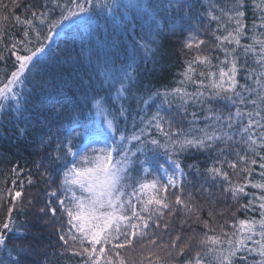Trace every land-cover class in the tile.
Wrapping results in <instances>:
<instances>
[{
	"label": "snow or ice",
	"instance_id": "1",
	"mask_svg": "<svg viewBox=\"0 0 264 264\" xmlns=\"http://www.w3.org/2000/svg\"><path fill=\"white\" fill-rule=\"evenodd\" d=\"M12 6L15 9L23 8L25 15L22 18L13 12L11 16H0V32L7 35L5 25L10 20L22 30L21 39L8 41L10 47L5 45L14 62L10 74L6 73L0 79V117L11 116L17 140L27 138L34 130H40L37 143L43 156L36 164V170L49 189L57 185L61 170L66 169L63 183L47 192L49 199L39 209L37 222L39 224L49 214L53 217L57 213L61 217L67 216L68 229L65 231L61 228L62 234L58 239L65 250L71 253L69 259L79 257L78 264H145V261L153 264V256L157 255L156 250L159 249L166 252L176 264H208L205 259L208 255L212 257L211 264H264V182L256 184L248 180L245 184L234 186L231 180L232 174L240 172L250 177L253 171L251 166H256L259 161L260 179L264 181V2L252 4L253 21L250 26L246 23L248 0H230V6L219 9L220 15L214 14L215 9L208 13L209 20L217 24V32L223 26L221 34L213 33L216 40L214 47L223 53V59L216 57L218 63L213 65L211 57L201 58L198 55L186 61V64L189 73L196 72L194 64L207 66V73L201 71L199 75L210 80L208 88L211 91L200 90L204 86V79L197 82L183 73L185 79L180 81V87L154 93L157 97L163 96L165 102L170 103V96L178 99V108L183 110L185 116L188 115L189 107H199L205 113L203 121L194 111L191 113L189 130L185 132L178 128L173 132L171 122L167 130L164 128L163 117L158 109L151 119L143 117L141 123L144 127L139 128V134L131 136L132 140L138 142L135 152L122 148L127 137L121 131V121L130 114L125 102L130 104L135 101L138 105L150 108L148 101L151 96L145 100L143 96L137 95L142 91L139 66L135 64L134 57L131 63L120 61L122 43L119 39L113 40L107 48L102 45L99 51L90 50L88 71L68 75L64 67L68 61L53 59L38 79H30V76L32 69L45 59L47 51L37 21L48 28L44 40H52L53 32L65 23L71 25L78 20L90 21L88 14L96 8L115 14L119 7L135 8L138 12L147 11V7L140 0H127L122 5H118L116 0H112L111 4L107 0L103 3L101 0H66L63 5L59 0H44L40 5L42 11L35 10L36 5L22 3V0H13ZM4 7L7 10V6ZM152 7L153 10L159 9L157 15L173 14L169 16L173 32L176 29L190 32L184 40L185 48L191 50L195 47L199 51L206 44L205 40L198 38V29L190 23L197 15L192 11L193 5H187L186 10L183 0H157ZM57 9H60L58 19L54 18ZM78 14H83L87 19L82 20ZM185 20L189 21L187 29L183 27ZM153 23L156 21L153 20ZM33 32L35 46H31ZM158 35L159 31L152 34L150 40L144 37H141L143 42L133 40L132 45L136 51L144 49L146 55L150 53L156 57L160 53L155 38ZM245 39L250 42L242 43ZM150 45L156 47L151 48ZM5 59L0 53V60ZM213 68L218 69V72L213 71ZM186 80L199 84L196 91L189 93L183 87ZM24 84L31 87L24 89L21 87ZM113 99L120 103H113ZM218 100L225 101L228 109L226 113L212 107ZM105 105L109 108H105ZM84 107L94 109L97 115L110 116L111 119L106 120V126L103 123L97 126L95 121L88 125L85 123L87 118L82 114ZM65 113L70 124L87 132L90 144L101 139L107 141L116 134H119V140L113 139L112 145L92 149L94 156H85L78 166L75 160H68L70 155L78 154L73 152L72 138L77 128H68L63 133L57 129L53 134L51 126L62 120ZM201 123L203 127L199 126ZM153 125L155 131L163 136V141L152 135ZM160 149L171 159L175 169L166 181L152 176V170L145 167L150 164L149 153L154 155ZM97 152L100 155H95ZM190 152L209 154L211 163L205 161L202 173L206 186L200 187L199 196L208 201L210 208L222 196H231L240 210H258L260 219H240L239 235L236 232L229 234L224 230L227 222L213 224L217 215L214 210L208 212L207 219L201 217L198 207L195 213L192 212L189 207L192 194L185 196L183 183L180 184L179 194L171 193L175 196L173 205L169 200L168 189L176 187V173L183 177L180 158ZM114 153L120 159H114ZM140 156L144 159H140ZM137 161L138 167L147 175L134 179L129 173ZM188 167L197 173L201 171L195 162ZM12 171L16 176L23 175V170L18 166ZM12 183L17 181L13 180ZM27 183H33L31 172ZM249 184L261 192L258 209L253 204L256 196L247 203H239L240 199L248 195L246 187ZM23 189L21 182L20 190L10 196L11 206L4 207L0 218V264H31L27 257L35 253L39 243L37 238L40 231L29 234V226L17 224L12 215L14 211L22 210ZM180 205L189 211L191 223L187 224V228L182 224L180 231L175 232L173 225L163 220V217L174 215L173 207ZM21 227L24 228L23 233H19ZM232 227L236 228V225ZM150 229H162L169 239L164 242L159 231L150 233ZM217 229L220 235L215 234ZM188 232L192 235H187ZM145 238L148 244L143 246L141 257H130L129 251L134 250L135 245ZM197 243L201 251H194ZM143 253L151 255L145 256Z\"/></svg>",
	"mask_w": 264,
	"mask_h": 264
},
{
	"label": "trees",
	"instance_id": "2",
	"mask_svg": "<svg viewBox=\"0 0 264 264\" xmlns=\"http://www.w3.org/2000/svg\"><path fill=\"white\" fill-rule=\"evenodd\" d=\"M61 5L66 3V0H59ZM104 0H101L103 3ZM109 4L112 3V0H107ZM143 6L147 7V11L138 12L135 8L125 9L119 7L115 14L108 12L107 10L101 11L99 8L91 11L88 16L91 17L90 21L81 22L75 21L71 25L65 23L61 28L53 32L52 40H44V35H47L48 28L46 25L41 26L39 21L36 22L37 26L41 28L43 35L41 40L47 46V51L45 54V59L40 61L35 68L32 69V76L30 79H38L39 74L47 68L53 61V59L60 61H68L64 65L66 68V74L75 75L78 72L88 71V60L90 50H100V47L103 45L105 48L111 45L113 40L119 39L122 43L120 50V61L125 63H131L132 58H135V64L138 65V71L141 76L142 82V91L137 93L138 96H143L145 100H149L150 108H146L143 104H137L133 101L130 104L125 102V106L129 108V115L126 120L121 121V131L127 137L124 141L122 148L124 150L131 149L132 152H135L137 141L132 140L131 136L139 134V128L144 127V124L141 123L143 117L151 119V117L156 114L159 109V114L163 117V126L167 130L169 127V122L172 124V131L175 132L178 128H182L187 132L189 130V121L191 120V113L197 112L201 121L205 113L201 112L199 107H189L187 109L188 115L185 116L182 109L178 108V99L169 97V102H165L163 96L157 97L154 95L155 92L159 91L163 93L166 90H171L176 87H180V81L184 80L185 77L183 73H187L192 77V80L199 81L204 79L200 77L199 73L204 71L207 73L209 70L204 64H194L193 67L196 68L195 73H189L186 61L194 59L196 56L211 57L212 64L216 65L218 61L215 59L219 57L223 59V53L217 51L214 47L216 44L215 33L219 35L223 32V26L220 28V31L217 32L216 22H211L208 17V13L213 12L215 9L216 15H220L219 9L221 7L230 6V0H183L185 9L187 10V5H193L192 11L196 12V18L191 20L192 26L196 27L199 31V39L206 41V44L201 47L198 51L195 47L189 50L185 48L184 40L190 34L189 31H181L176 29L174 32L171 29L172 21L169 20V16H172V13L157 15L159 9L153 10V5L157 3V0H140ZM249 7L247 10V19L246 23L251 25L253 21V9L252 4L255 3L260 5L264 0H248ZM24 4H33L36 5L38 11H42L40 5L44 3V0H22ZM118 5L127 3V0H116ZM13 0H0V16H11L13 12L17 15H21L22 18L25 15L24 9L13 8ZM7 6V10L5 7ZM60 9H57L54 13V18H59ZM67 14V12H65ZM81 16L82 20L87 18L83 14H78ZM183 15V13H180ZM175 19V16H173ZM153 20L156 23H153ZM199 21V24L197 23ZM223 21L221 24L223 25ZM189 21L185 20L183 22V27L187 29ZM6 33L0 32V53L4 55L5 60H0V79L4 78L6 73L10 74V71L13 70L12 65L14 58L10 56L8 48L5 47L8 44V41L19 40L22 38V30L19 25L14 24L11 20L5 25ZM159 31V35L156 36L157 44L160 46V53L156 57H152L150 53L146 55V50L140 49L136 51L132 45V41H141V37H144L145 40H150L151 35ZM226 34V33H225ZM251 35V32L249 33ZM35 33H32V45L35 46L36 41L34 39ZM143 42V41H141ZM250 40H242V43H249ZM151 48H155L156 45H150ZM95 58L93 57V60ZM118 61V62H120ZM95 66V65H93ZM213 71L218 69L213 68ZM192 80H186L183 87L189 92L196 91L199 84H193ZM210 83L209 79H204V86L200 90L208 89V92L211 91L208 88ZM243 83V80H241ZM26 89L31 87L29 84H24L21 86ZM151 90V91H149ZM206 92V95L208 94ZM113 97H115V89L112 90ZM10 103V102H5ZM113 103L117 105L120 103L113 99ZM109 108L108 105L104 106ZM212 107L217 110H222L227 112V107L225 101L218 100L212 104ZM141 109H145L141 111ZM10 111V109H9ZM234 111V109H233ZM139 113V114H138ZM82 114L87 119L85 123L91 125L95 121L97 126H101L102 123L106 126V120L111 119L110 116H100L97 115L94 109H89L84 107L82 109ZM13 123L11 116L4 115L0 117V218L3 215V209L6 206H11L9 204L10 196H14L15 191L20 190V183L23 182V207L21 211H14L12 213L13 217L16 219L17 224L28 225L29 234L37 230L40 231V236L37 238L39 243L36 245L35 253L29 254L27 259L31 264H78L79 257H72L69 251H66L62 246V243L59 241L58 236L61 233L60 229L64 228L66 231L68 229L67 216L61 217L59 213L53 217L49 214L44 220L37 222V217L39 216V209L44 207V202L49 199L47 192L50 190H55L57 185L62 184L64 180L63 172L66 169H62L60 173V179L57 181V185H52V188L49 189L44 182V179L41 178L36 170V164H38L43 156V153L38 148V137L40 130H34L31 134L21 140H17L13 128ZM145 123L147 121L145 120ZM61 125H63L61 127ZM53 134L56 133L57 129L61 133L65 132L68 128H77V132L72 133L73 138V152L78 153L86 139L88 138L87 132L84 129L79 128L75 124H70L68 120L67 113L64 114L62 120L56 121L51 125ZM203 127V123L199 125ZM152 135L163 141V136L155 131V126L152 128ZM111 142L113 139L119 140V134H116L115 137H111ZM78 155V154H77ZM77 155L68 157L69 161L75 160L78 166L81 164L80 159H77ZM209 154L190 152L185 153L180 158L181 166L184 171L183 185L185 196L188 193L192 194V200L189 202V207L192 209V212L197 211V207L200 209L199 214L202 218H208L209 211H215L217 215L213 219L214 225L225 224L227 222V227L224 229L229 234L236 232L239 235V220L247 219L259 220V211L254 209H249L247 212L242 211L237 206V202L231 198V196H222L219 202L214 205L212 208L209 207L208 201L200 198L199 190L202 185H205V176L202 175L203 169L205 166V161L209 164L211 160L208 159ZM150 164L145 165L149 167L152 176H158L160 178L159 170L160 166L167 163L168 160H171L165 153L163 149H160L156 154L152 155L149 153ZM174 158V157H173ZM114 159H120V156L115 154ZM140 159H144L143 156H140ZM197 163L200 168V173H197L195 169H190L188 167L191 163ZM138 161L133 170L130 171L134 179H139L147 174L143 172L141 168L138 167ZM258 163L256 166H251L253 171L250 177H247L244 173H234L231 175V180L234 186H239L241 184L247 183L248 180H251L252 183H262L260 179V169L258 168ZM19 167L23 170V175L16 176L13 174L12 169ZM43 171V169H41ZM231 172V170H229ZM31 172L33 176V183L29 185L27 183V177ZM151 178V177H149ZM16 180L17 183L13 184L12 181ZM206 186V185H205ZM77 194H79L78 186L76 187ZM218 191V189H216ZM169 200L173 203L175 201V196L171 193L179 194L180 186L175 188H169ZM247 196L240 199L239 203H247L248 200H252L253 196H256L257 199L253 200V204L256 205L258 209L259 200L261 192L259 189L252 188L249 184L246 187ZM135 203V201H134ZM55 206V205H53ZM221 212L224 215H219ZM174 215H165L163 220L168 221L173 225L175 232H179L181 225L183 224L187 228V224L191 223L190 213L186 210L183 205L173 207ZM235 224L236 228H233L232 225ZM34 225V226H33ZM159 231L160 235L163 236V241L166 242L169 237L165 234L162 229H150L149 232ZM199 232L200 229L198 228ZM24 228L19 229V233H23ZM18 233V234H19ZM175 234V233H173ZM187 235H192L188 232ZM210 235L212 233H209ZM216 235H220L219 229H217ZM19 243V241H17ZM148 244L147 238L142 242H139L135 245L134 250L129 251V256L134 258H140L143 246ZM194 251H201L199 244L194 245ZM157 255L153 256V264H176V261L172 260L166 252L156 250ZM15 255V253L13 254ZM143 255H151V253H143ZM259 259V257H255ZM208 264H211L212 257L210 255L205 257ZM145 264L147 262L145 261Z\"/></svg>",
	"mask_w": 264,
	"mask_h": 264
},
{
	"label": "rangeland",
	"instance_id": "3",
	"mask_svg": "<svg viewBox=\"0 0 264 264\" xmlns=\"http://www.w3.org/2000/svg\"><path fill=\"white\" fill-rule=\"evenodd\" d=\"M111 139L112 138H109L107 141L101 139L95 143L90 144L87 138L81 149L78 151L77 159L82 160L85 156L92 158L94 156L92 149H99L101 147H105L106 145H112ZM95 155H100V153L97 152L95 153ZM114 158H115V153H114ZM174 172L175 169L172 166L171 160H168L166 164L160 166L159 174H160V178L163 181H166L167 176L173 175ZM174 178L176 179L177 182L176 187H178L182 183L184 175L183 177H181L179 173H176Z\"/></svg>",
	"mask_w": 264,
	"mask_h": 264
}]
</instances>
